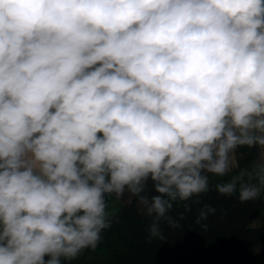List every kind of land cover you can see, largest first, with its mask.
Wrapping results in <instances>:
<instances>
[{"label": "clouds", "instance_id": "obj_1", "mask_svg": "<svg viewBox=\"0 0 264 264\" xmlns=\"http://www.w3.org/2000/svg\"><path fill=\"white\" fill-rule=\"evenodd\" d=\"M240 147L250 181L216 190L243 203L264 190V0H0V264L94 249L126 191L163 239Z\"/></svg>", "mask_w": 264, "mask_h": 264}, {"label": "trees", "instance_id": "obj_2", "mask_svg": "<svg viewBox=\"0 0 264 264\" xmlns=\"http://www.w3.org/2000/svg\"><path fill=\"white\" fill-rule=\"evenodd\" d=\"M235 154L238 166H243L257 152L240 147ZM229 181L209 174L207 192L172 201L168 219L158 221L163 239L150 238L154 217L136 197L127 191L120 198L106 195L109 227L102 230L97 246L71 261L62 258V264H264V224H254L264 213V203L260 197L240 202L239 185L231 196L220 194L216 185ZM147 194H155L150 185ZM205 205L216 211L201 218Z\"/></svg>", "mask_w": 264, "mask_h": 264}, {"label": "crops", "instance_id": "obj_3", "mask_svg": "<svg viewBox=\"0 0 264 264\" xmlns=\"http://www.w3.org/2000/svg\"><path fill=\"white\" fill-rule=\"evenodd\" d=\"M256 152H257V154H256L255 159L257 158L259 149L256 148ZM235 159H236V154H235ZM236 161H237V159H236ZM252 162H250V163H248L246 165H243V166L234 167L230 172H228L225 176H222V177L212 174V179L227 178V179L231 180L233 177H240L243 174L241 182H249L250 181V177L247 175V173L252 170ZM251 182L255 183V181H251ZM259 197L262 199V201L264 203V190L261 191V194H260ZM254 224L255 225L264 224V213L254 220Z\"/></svg>", "mask_w": 264, "mask_h": 264}]
</instances>
